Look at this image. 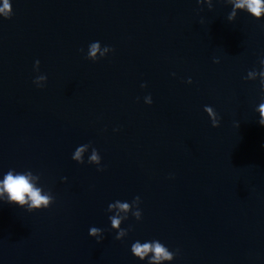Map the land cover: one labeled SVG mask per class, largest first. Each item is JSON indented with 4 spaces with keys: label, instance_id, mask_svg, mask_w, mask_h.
Segmentation results:
<instances>
[{
    "label": "water",
    "instance_id": "95a60500",
    "mask_svg": "<svg viewBox=\"0 0 264 264\" xmlns=\"http://www.w3.org/2000/svg\"><path fill=\"white\" fill-rule=\"evenodd\" d=\"M10 3L0 176L31 170L55 202L32 213L0 202V264H141L131 245L153 239L178 253L172 264H264V20L230 21L234 0ZM96 41L114 51L93 62ZM92 147L103 171L87 163ZM137 196L142 219L130 209L117 241L108 205Z\"/></svg>",
    "mask_w": 264,
    "mask_h": 264
},
{
    "label": "clouds",
    "instance_id": "9594fccd",
    "mask_svg": "<svg viewBox=\"0 0 264 264\" xmlns=\"http://www.w3.org/2000/svg\"><path fill=\"white\" fill-rule=\"evenodd\" d=\"M237 12H243L254 18L255 20H264V0H234L232 4V11L228 15L231 21L234 19ZM12 16V7L10 0H3L2 7H0V17L9 19ZM114 51L108 46L101 48L99 41L92 42L88 46L86 58L90 61L96 62L98 59H103L110 52ZM219 63V61H214ZM264 63V61H262ZM40 62H35L34 70L39 72ZM250 73L249 75H252ZM261 77H264V71L260 72ZM47 83V76L39 74L33 80V84L37 88H43ZM188 84L192 83L189 78ZM264 83V81H262ZM146 85H141L145 87ZM144 102L148 105L152 104L151 96L144 98ZM215 111L211 106H205L204 112L209 117V113ZM216 113V112H215ZM213 128L219 127L220 118L216 114L215 117L210 118ZM259 124L264 126V104L259 106ZM91 147L90 144H83L78 146L72 154V160L78 164L85 162V153ZM87 163L96 165L98 171H103L101 168V156L96 148L92 147V154L87 159ZM38 176L31 170L18 172L15 169H9L6 173L0 176V202L8 203L11 205H18L25 208L29 213L38 212L49 209L55 202L54 196L49 192H45L37 185ZM141 200L137 196L129 203L127 201L117 200L110 203L107 208L109 213L108 219L110 220L111 230L116 233L115 239L117 241L124 240L131 228L125 229L120 227L122 220L128 218L130 214L136 218L137 221L142 219V210L140 208ZM88 235L96 240L99 244L104 239V230L95 226L89 228ZM131 254L134 258L141 262V264H172L175 256L167 246L159 240H145L141 242L136 240L131 245Z\"/></svg>",
    "mask_w": 264,
    "mask_h": 264
}]
</instances>
